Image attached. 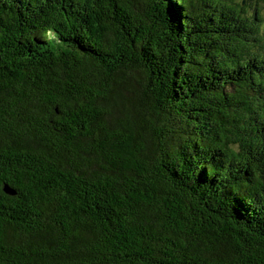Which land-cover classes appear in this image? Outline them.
<instances>
[{
  "label": "trees",
  "instance_id": "16d2710c",
  "mask_svg": "<svg viewBox=\"0 0 264 264\" xmlns=\"http://www.w3.org/2000/svg\"><path fill=\"white\" fill-rule=\"evenodd\" d=\"M0 264H264V0H0Z\"/></svg>",
  "mask_w": 264,
  "mask_h": 264
}]
</instances>
